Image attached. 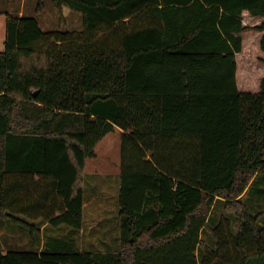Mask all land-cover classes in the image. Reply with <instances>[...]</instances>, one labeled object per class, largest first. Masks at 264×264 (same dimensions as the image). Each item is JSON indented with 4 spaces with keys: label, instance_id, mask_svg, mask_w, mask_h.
Here are the masks:
<instances>
[{
    "label": "trees",
    "instance_id": "16d2710c",
    "mask_svg": "<svg viewBox=\"0 0 264 264\" xmlns=\"http://www.w3.org/2000/svg\"><path fill=\"white\" fill-rule=\"evenodd\" d=\"M50 1L57 30L5 12L0 232L46 241L0 264H264V0ZM116 129L119 245L81 251L87 159Z\"/></svg>",
    "mask_w": 264,
    "mask_h": 264
},
{
    "label": "rangeland",
    "instance_id": "374dc122",
    "mask_svg": "<svg viewBox=\"0 0 264 264\" xmlns=\"http://www.w3.org/2000/svg\"><path fill=\"white\" fill-rule=\"evenodd\" d=\"M43 3L44 8L38 12V0H0V51L4 49L6 35L5 12L33 16L38 20L41 28L46 31L57 30L61 26L59 15L51 1L43 0ZM63 18V28L72 30L81 28V16L78 13L65 8ZM121 133L120 129H116L106 135L95 148L96 156L87 159L84 175V229L76 232L66 226L61 227V229H70L77 233L78 248L75 249L114 251L118 248ZM261 179L262 176L258 178L247 195L245 193L243 197H240L248 204L252 212L258 209L257 197ZM226 211L224 201L217 200L210 218L215 224L223 220L222 228L229 235L230 227H233L234 231L238 230L240 220L236 214L230 215ZM45 241L46 237L43 235L42 243L34 244L29 233L20 227H7L0 232V250L4 253L7 250L37 251L42 249Z\"/></svg>",
    "mask_w": 264,
    "mask_h": 264
},
{
    "label": "crops",
    "instance_id": "0c3cea01",
    "mask_svg": "<svg viewBox=\"0 0 264 264\" xmlns=\"http://www.w3.org/2000/svg\"><path fill=\"white\" fill-rule=\"evenodd\" d=\"M84 208H85V204H84ZM84 229V228H83Z\"/></svg>",
    "mask_w": 264,
    "mask_h": 264
}]
</instances>
